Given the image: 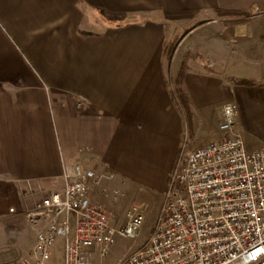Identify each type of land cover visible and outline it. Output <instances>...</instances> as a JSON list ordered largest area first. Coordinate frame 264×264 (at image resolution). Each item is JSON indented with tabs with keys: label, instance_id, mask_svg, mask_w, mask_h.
<instances>
[{
	"label": "crops",
	"instance_id": "obj_1",
	"mask_svg": "<svg viewBox=\"0 0 264 264\" xmlns=\"http://www.w3.org/2000/svg\"><path fill=\"white\" fill-rule=\"evenodd\" d=\"M247 7L248 0H0V201H19V186L53 188L63 163L93 171L102 188L115 172L135 196L146 189L163 198L182 143L192 150L220 141L221 106L239 109L251 98L245 88H253L232 80L264 85V23L215 16ZM192 21L201 24L188 30ZM182 30L168 63L164 45ZM188 54L200 59H182ZM184 60L190 129L174 94ZM237 121L242 135L239 111ZM21 218L26 232L6 249L15 264L37 235Z\"/></svg>",
	"mask_w": 264,
	"mask_h": 264
},
{
	"label": "built area",
	"instance_id": "obj_2",
	"mask_svg": "<svg viewBox=\"0 0 264 264\" xmlns=\"http://www.w3.org/2000/svg\"><path fill=\"white\" fill-rule=\"evenodd\" d=\"M237 113L234 103L223 104L221 140L179 152L149 240L119 264H264V146L246 149ZM100 180L79 163H63L53 188L18 187L19 215L37 231L18 264H49L58 240L62 264H91L89 250L105 255L115 236L137 241L142 208L128 209L116 227L97 198L115 202L123 194Z\"/></svg>",
	"mask_w": 264,
	"mask_h": 264
},
{
	"label": "rangeland",
	"instance_id": "obj_3",
	"mask_svg": "<svg viewBox=\"0 0 264 264\" xmlns=\"http://www.w3.org/2000/svg\"><path fill=\"white\" fill-rule=\"evenodd\" d=\"M258 1L248 0V13L216 11V19L224 20V22L226 23H237L242 21L251 23H264V3L262 6L260 4V1ZM192 23L193 25H187L186 28H188V30L201 24H194V21H192ZM182 34L183 30L179 36L173 35L170 42L174 44L176 41H180ZM189 43L190 40L188 39L183 47L186 48L187 44ZM182 57V59H184L186 55ZM190 58L194 59L192 57ZM167 61L168 63L170 62V60ZM262 68L263 65H259L257 72H260ZM239 81L240 80L238 79L232 80V82L234 83H237ZM246 82L247 83L245 84L241 83V86L250 87V89L253 88V90L245 88L246 91H248L249 93L251 92L250 97L252 99H244L245 104L239 103L238 111L242 125V136L247 150L248 148L260 149L262 146H264V85H261V81L257 82L255 80H246ZM249 82H251L252 85H249ZM52 128L56 144L62 146V127L59 126V123L56 121L54 127ZM198 144H200V141L198 142ZM184 150L187 151L189 149L182 143L179 152ZM108 173L109 172H107L106 174ZM113 174V179H105L102 181L105 186L103 188L109 193L113 190H118L123 194V196L119 197L115 202H113L110 198H104L102 199V201L106 205L105 207L114 214V224L116 225V227L122 226L125 222V212L133 206H140L142 208L144 224L141 233L135 243H132V240L128 238L115 236L112 245L107 249L105 255L100 256L97 248L90 249L89 253L91 264H119L123 262L131 253L143 246L149 240L153 229L156 226V222L164 202V195L162 198V195L158 190H141V194L139 195L140 197L135 196V189L131 190L126 185L128 187V191H126L125 184L123 185L122 181L119 182L118 175L115 172ZM131 191H133V196H127L126 194H129V192ZM18 204L19 207L17 206ZM9 205H12L14 207V214L8 212ZM22 209L23 204L21 203V201H0V264L4 260L13 261V264L16 263L15 258L12 257L9 252H6V249L18 242L20 236L25 234L26 232V228L21 222V217L24 218V216L18 215V213ZM62 257V241L58 240L53 248L52 257L49 260V264H62Z\"/></svg>",
	"mask_w": 264,
	"mask_h": 264
},
{
	"label": "trees",
	"instance_id": "obj_4",
	"mask_svg": "<svg viewBox=\"0 0 264 264\" xmlns=\"http://www.w3.org/2000/svg\"><path fill=\"white\" fill-rule=\"evenodd\" d=\"M178 42H179V40L176 41L174 44H172V42L165 43L163 52H164V55H165L167 60L171 59L172 53H173L175 47L177 46ZM190 57H192L194 59H198V58L200 59L199 55H197V54H190V55H187L185 58H190ZM186 68H187L186 67V60H184L182 62L181 67H180V71L178 73V76L174 80V94L181 104L182 110L186 116L187 126L190 129L191 128V105H190V102L188 100V97H187V94H186V91L183 87V82H182L183 75L186 71ZM241 83L245 84L247 82H246V80H240L239 84H241ZM248 84L252 85L251 82H249Z\"/></svg>",
	"mask_w": 264,
	"mask_h": 264
}]
</instances>
